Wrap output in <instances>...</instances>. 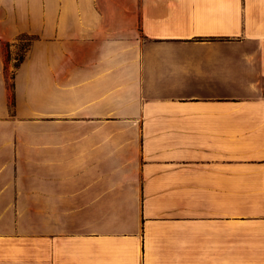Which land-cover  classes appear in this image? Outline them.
I'll list each match as a JSON object with an SVG mask.
<instances>
[{
  "label": "crops",
  "instance_id": "1",
  "mask_svg": "<svg viewBox=\"0 0 264 264\" xmlns=\"http://www.w3.org/2000/svg\"><path fill=\"white\" fill-rule=\"evenodd\" d=\"M129 5L0 0V264H264V0Z\"/></svg>",
  "mask_w": 264,
  "mask_h": 264
},
{
  "label": "rangeland",
  "instance_id": "2",
  "mask_svg": "<svg viewBox=\"0 0 264 264\" xmlns=\"http://www.w3.org/2000/svg\"><path fill=\"white\" fill-rule=\"evenodd\" d=\"M102 1L110 2L111 4V7L107 8L106 12L107 16L109 17V22L111 23V31L113 36L127 33H137L139 31L140 27L137 19L136 9L124 7L125 3L128 2L129 5L132 0ZM35 38L36 35H21L15 48L11 47V45L9 46L11 57L10 60L15 59L14 62L16 63V57H19V55L23 54V52H25V50L29 47V44L32 43Z\"/></svg>",
  "mask_w": 264,
  "mask_h": 264
},
{
  "label": "trees",
  "instance_id": "3",
  "mask_svg": "<svg viewBox=\"0 0 264 264\" xmlns=\"http://www.w3.org/2000/svg\"><path fill=\"white\" fill-rule=\"evenodd\" d=\"M6 49H5V55H6V60L9 61L10 60V51H9V46L11 45V43L7 42L6 44ZM31 43L29 44L30 47ZM29 47L25 50V52H23V54L19 55V57H16V63L15 66H18V64L23 60L26 51L29 49Z\"/></svg>",
  "mask_w": 264,
  "mask_h": 264
}]
</instances>
